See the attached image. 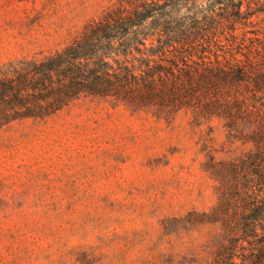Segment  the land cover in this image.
Segmentation results:
<instances>
[{
	"label": "rangeland",
	"instance_id": "374dc122",
	"mask_svg": "<svg viewBox=\"0 0 264 264\" xmlns=\"http://www.w3.org/2000/svg\"><path fill=\"white\" fill-rule=\"evenodd\" d=\"M118 1L0 0V78L63 50ZM254 21L264 56V13ZM251 149L231 146L219 118L93 98L12 122L0 130V264H208L222 232L192 215L219 200L205 164Z\"/></svg>",
	"mask_w": 264,
	"mask_h": 264
},
{
	"label": "trees",
	"instance_id": "16d2710c",
	"mask_svg": "<svg viewBox=\"0 0 264 264\" xmlns=\"http://www.w3.org/2000/svg\"><path fill=\"white\" fill-rule=\"evenodd\" d=\"M255 1L119 0L63 50L0 78V130L83 98L223 120L228 143L252 149L210 156L219 200L192 215L221 226L208 264H264V56L254 29L264 8Z\"/></svg>",
	"mask_w": 264,
	"mask_h": 264
}]
</instances>
